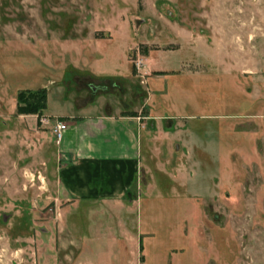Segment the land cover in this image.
<instances>
[{
	"label": "rangeland",
	"instance_id": "obj_1",
	"mask_svg": "<svg viewBox=\"0 0 264 264\" xmlns=\"http://www.w3.org/2000/svg\"><path fill=\"white\" fill-rule=\"evenodd\" d=\"M43 88L166 117L123 201L65 191ZM0 264H264V0H0Z\"/></svg>",
	"mask_w": 264,
	"mask_h": 264
},
{
	"label": "crops",
	"instance_id": "obj_2",
	"mask_svg": "<svg viewBox=\"0 0 264 264\" xmlns=\"http://www.w3.org/2000/svg\"><path fill=\"white\" fill-rule=\"evenodd\" d=\"M147 67L146 72H149L150 66ZM104 78L110 80L114 76ZM90 85L93 91L108 87L107 84ZM49 100L47 91L44 114L56 118L55 121L64 118L66 124L58 143L60 154L65 158L60 167V182L76 201L104 204L123 201L136 184L142 167L146 166L143 150L145 144L151 146L152 133L168 137L172 132L170 126H164L166 117L163 115L149 116L151 121L142 122L137 115L128 113L134 109L102 103L100 99L74 105L65 94L59 112L47 114ZM145 106L150 105L144 102ZM149 110L154 111L152 107ZM162 110L168 111L166 104Z\"/></svg>",
	"mask_w": 264,
	"mask_h": 264
},
{
	"label": "trees",
	"instance_id": "obj_3",
	"mask_svg": "<svg viewBox=\"0 0 264 264\" xmlns=\"http://www.w3.org/2000/svg\"><path fill=\"white\" fill-rule=\"evenodd\" d=\"M40 94V101L41 103H22L21 99L19 97L18 106H17V112L18 114H38L39 116L42 115L43 110L47 107V90L46 88H43L41 90ZM129 114L136 115L134 111L128 112ZM61 120H64V118H60Z\"/></svg>",
	"mask_w": 264,
	"mask_h": 264
},
{
	"label": "built area",
	"instance_id": "obj_4",
	"mask_svg": "<svg viewBox=\"0 0 264 264\" xmlns=\"http://www.w3.org/2000/svg\"><path fill=\"white\" fill-rule=\"evenodd\" d=\"M144 64V59L138 58L135 60V66L137 70H141L142 65ZM42 121L45 123H50V119L44 118ZM66 129V124L62 121H56L55 124H53V130L56 133L58 140H61L63 131Z\"/></svg>",
	"mask_w": 264,
	"mask_h": 264
}]
</instances>
